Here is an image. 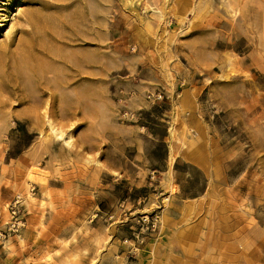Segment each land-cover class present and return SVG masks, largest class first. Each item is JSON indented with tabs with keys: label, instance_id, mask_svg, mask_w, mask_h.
I'll return each mask as SVG.
<instances>
[{
	"label": "rangeland",
	"instance_id": "obj_1",
	"mask_svg": "<svg viewBox=\"0 0 264 264\" xmlns=\"http://www.w3.org/2000/svg\"><path fill=\"white\" fill-rule=\"evenodd\" d=\"M39 72L67 87L34 116ZM258 229L264 0H0V264H248Z\"/></svg>",
	"mask_w": 264,
	"mask_h": 264
},
{
	"label": "bare ground",
	"instance_id": "obj_2",
	"mask_svg": "<svg viewBox=\"0 0 264 264\" xmlns=\"http://www.w3.org/2000/svg\"><path fill=\"white\" fill-rule=\"evenodd\" d=\"M52 33V32H51ZM47 35V34H46ZM42 40H45V39H42ZM49 40V39H48ZM46 41V40H45ZM56 41V40H55ZM43 42V41H42ZM64 43V42H63ZM46 44H47V42H46ZM45 46V45H44ZM44 46H43V48H44ZM32 47V46H31ZM41 47V46H40ZM21 48V47H20ZM25 48H27L26 46H25ZM29 48V47H28ZM27 48V49H28ZM42 48V47H41ZM41 48H39V49H41ZM31 49H33V48H31ZM48 49V48H47ZM26 50V49H25ZM29 50H30V48H29ZM28 50V51H29ZM53 50V49H52ZM27 51V50H26ZM35 51V50H34ZM38 51V50H37ZM40 51V50H39ZM42 51H45V50H42ZM57 53V52H56ZM20 54H22V52L20 51ZM20 54L15 58L16 60H15V63L16 64H14L15 66H14V68H12V69H14V71H16L17 73L18 72H20L23 68H25V69H27V70H29V72L31 71V73L32 72H36V71H41L42 72V70H44V71H52V68H53V64L51 63V61H53V62H56V61H58V59H52L51 58V60H49V61H47L46 62V57H45V61H43V62H40L37 58L38 57H36V56H32V55H30V51H29V55H24V54H26V52L24 53V54H22L21 56H20ZM24 55V56H23ZM34 55V54H33ZM56 55V54H55ZM38 56H40V55H38ZM46 56V55H45ZM48 58V57H47ZM50 58V57H49ZM48 58V59H49ZM58 58V57H57ZM70 58V57H69ZM42 59V58H41ZM60 59V58H59ZM74 68L75 69H77V70H80V68L79 67H81L84 63H85V59H81L80 57L78 58V57H74ZM62 61V60H61ZM65 61V60H64ZM63 61V62H64ZM75 62H76V64H75ZM12 63V62H11ZM55 64V63H54ZM65 64H66V62H65ZM13 65V64H12ZM60 65V64H59ZM72 66V65H71ZM60 67H61V65H60ZM55 68V67H54ZM59 68V67H58ZM83 68V67H82ZM71 69V68H70ZM73 70V69H72ZM11 71V70H10ZM25 71V70H24ZM26 73V72H25ZM38 73V72H37ZM40 73V72H39ZM43 73V72H42ZM42 73H40L39 74V76L38 77H34L35 79H36V85L34 86V87H32V88H27V92H25V94L24 95H22L21 93V95L22 96H20V94L19 95H17V96H20V98H18V101L17 102H23L24 100H30L32 103V107H31V109H32V111H30V112H32V113H30V114H33L34 116H39L38 115V109H39V107H41L47 100V102H50L51 103V101H52V99L54 100V98H55V93L56 92H58L57 90H62L63 91V89H66V87L67 86H65L64 84H63V82L61 83H59V82H56L55 81V78L53 79H51V78H47L46 76H45V74H42ZM48 74V73H47ZM12 75V74H11ZM33 75V74H32ZM54 76V75H53ZM57 76H58V74H57ZM19 78V77H18ZM17 78V79H18ZM62 78H64L63 76H62ZM66 78H67V76H66ZM59 80V79H58ZM60 80H62V79H60ZM59 80V81H60ZM23 81V80H22ZM33 81V80H32ZM35 81V80H34ZM67 81V80H66ZM16 82V81H15ZM65 82V81H64ZM19 83V82H18ZM27 83V82H26ZM22 84H23V82H22ZM19 85V84H18ZM24 85V84H23ZM9 86V85H8ZM11 86V85H10ZM37 86V87H36ZM21 87V86H20ZM36 87V88H35ZM83 87V89H84V86H82ZM68 88H69V86H68ZM21 89H22V87H21ZM10 90H12V89H10ZM8 91V90H7ZM10 92V91H9ZM8 92V93H9ZM13 92V91H12ZM27 93V94H26ZM9 94H11V93H9ZM77 95H76V97H75V101H79L80 100V98L83 96V92H81V91H79L78 93H76ZM13 95V94H12ZM11 95V96H12ZM10 96V95H9ZM8 96V98H10ZM16 96V97H17ZM46 97V98H45ZM14 99H15V97H14ZM82 99H84V97L82 98ZM70 102L72 101V100H69ZM47 102H46V104H47ZM29 107V108H30ZM46 112V111H45ZM34 118V117H33ZM41 171V170H40ZM40 173V172H39ZM41 174V173H40ZM41 175H43V174H41ZM27 178L29 179V181L30 180H33V181H40V182H44V178L43 177H41L40 175H38V172H37V170L36 171H29L28 173H27ZM43 185H44V183H43Z\"/></svg>",
	"mask_w": 264,
	"mask_h": 264
},
{
	"label": "built area",
	"instance_id": "obj_3",
	"mask_svg": "<svg viewBox=\"0 0 264 264\" xmlns=\"http://www.w3.org/2000/svg\"><path fill=\"white\" fill-rule=\"evenodd\" d=\"M136 47L131 46V50L134 51ZM178 96V95H177ZM145 98L149 100L152 104L160 105V103L164 102V93L160 90H150L146 91ZM121 122H132L136 121V115L132 111L124 110L120 113ZM153 175V171L151 172ZM151 178H153L151 176ZM15 214V211H12ZM20 221L16 223V229L20 227ZM161 223V217L159 213L154 212L150 213V215H143L137 220V226L140 228V231H150V235L156 233L159 229ZM22 226V224H21ZM0 236H4L2 232H0ZM136 237H138V232L136 233ZM142 241V239H141Z\"/></svg>",
	"mask_w": 264,
	"mask_h": 264
},
{
	"label": "crops",
	"instance_id": "obj_4",
	"mask_svg": "<svg viewBox=\"0 0 264 264\" xmlns=\"http://www.w3.org/2000/svg\"><path fill=\"white\" fill-rule=\"evenodd\" d=\"M258 232L259 233L254 237L255 239L253 238L256 245L259 246V254H257L258 259L256 260V262L254 261L253 263H248V264H262L261 261L262 259H264V235L260 234L262 232L261 229H258ZM182 246L185 248V242L184 244H182Z\"/></svg>",
	"mask_w": 264,
	"mask_h": 264
},
{
	"label": "trees",
	"instance_id": "obj_5",
	"mask_svg": "<svg viewBox=\"0 0 264 264\" xmlns=\"http://www.w3.org/2000/svg\"><path fill=\"white\" fill-rule=\"evenodd\" d=\"M151 111H152V110H150V113H152Z\"/></svg>",
	"mask_w": 264,
	"mask_h": 264
}]
</instances>
